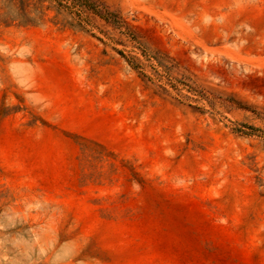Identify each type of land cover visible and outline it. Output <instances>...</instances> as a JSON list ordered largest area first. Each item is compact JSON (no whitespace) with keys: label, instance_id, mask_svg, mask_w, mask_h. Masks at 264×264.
I'll use <instances>...</instances> for the list:
<instances>
[{"label":"rangeland","instance_id":"rangeland-1","mask_svg":"<svg viewBox=\"0 0 264 264\" xmlns=\"http://www.w3.org/2000/svg\"><path fill=\"white\" fill-rule=\"evenodd\" d=\"M0 264H264V0H0Z\"/></svg>","mask_w":264,"mask_h":264},{"label":"trees","instance_id":"trees-1","mask_svg":"<svg viewBox=\"0 0 264 264\" xmlns=\"http://www.w3.org/2000/svg\"><path fill=\"white\" fill-rule=\"evenodd\" d=\"M35 23H37L35 18H30L26 20V24H35Z\"/></svg>","mask_w":264,"mask_h":264}]
</instances>
